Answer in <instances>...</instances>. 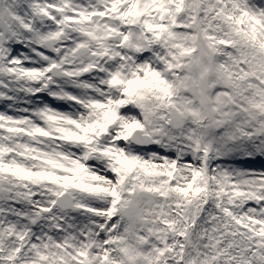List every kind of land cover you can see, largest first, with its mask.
<instances>
[{"label":"snow or ice","instance_id":"1","mask_svg":"<svg viewBox=\"0 0 264 264\" xmlns=\"http://www.w3.org/2000/svg\"><path fill=\"white\" fill-rule=\"evenodd\" d=\"M0 264H264V0H0Z\"/></svg>","mask_w":264,"mask_h":264}]
</instances>
